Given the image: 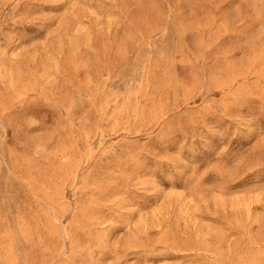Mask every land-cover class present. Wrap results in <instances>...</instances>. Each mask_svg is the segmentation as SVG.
I'll return each instance as SVG.
<instances>
[{"label":"rangeland","instance_id":"obj_1","mask_svg":"<svg viewBox=\"0 0 264 264\" xmlns=\"http://www.w3.org/2000/svg\"><path fill=\"white\" fill-rule=\"evenodd\" d=\"M0 264H264V0H0Z\"/></svg>","mask_w":264,"mask_h":264}]
</instances>
